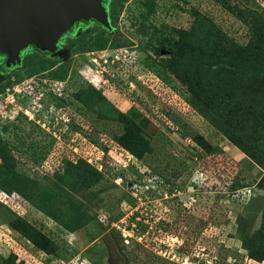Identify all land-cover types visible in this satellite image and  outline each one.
I'll list each match as a JSON object with an SVG mask.
<instances>
[{"label":"rangeland","instance_id":"rangeland-1","mask_svg":"<svg viewBox=\"0 0 264 264\" xmlns=\"http://www.w3.org/2000/svg\"><path fill=\"white\" fill-rule=\"evenodd\" d=\"M226 1L264 20V0ZM113 6L117 21L110 20L111 30L93 22L77 31L89 50L81 42L71 47L74 39H69L66 64L72 77L47 79L42 101L16 102L18 107L0 117L7 145L16 148L0 150V185L15 187L35 205L66 213L65 218L78 210L77 225L69 222L77 229L73 232L0 193V264L14 253L13 264H112L103 239L109 232L127 264H193L199 258L205 264H264L251 259L242 245V236L252 237L261 226L264 190L257 184L264 170L216 130L192 104L187 87L159 66L172 53L163 49L153 63L143 48L151 44L144 29L157 41L174 29L189 30L192 9L239 45L249 41L248 26L216 0H111ZM118 43L123 48L112 49ZM88 85L103 93L105 113L121 112L130 119L138 113L150 120V154L138 159L129 153L117 140L125 125L99 119L100 104L94 113L74 98ZM59 95L69 106H57ZM27 111L43 120H29ZM196 136H203L213 153L203 151ZM80 160L104 175L76 192L62 167ZM16 214L41 226L59 245L58 253L41 251L14 231L10 222Z\"/></svg>","mask_w":264,"mask_h":264},{"label":"trees","instance_id":"trees-1","mask_svg":"<svg viewBox=\"0 0 264 264\" xmlns=\"http://www.w3.org/2000/svg\"><path fill=\"white\" fill-rule=\"evenodd\" d=\"M216 1L227 7L248 26L250 37L247 45H239L233 39L223 35L211 19L192 9L194 23L189 30L174 29L172 34L162 36L157 41L155 35L149 34L148 29H144L147 31L144 35L151 38V44L143 48L153 57V63L161 58L163 49L172 53L168 59L161 58L159 66H163L170 75L187 87L192 104L198 107L201 115L209 118L216 130L245 154L253 164L264 170V20L247 8L243 9L236 5L230 7L226 0ZM110 3L111 1L104 2V5L109 11L110 20L114 22L117 21L115 16L117 7L109 8ZM92 22L101 26L96 21L84 23L89 25ZM70 33H77L76 25ZM72 39L74 40L69 42L71 47L81 42L84 51L90 49L89 43L84 39L81 40V37ZM123 46L124 44L119 43L111 45L114 50H119ZM100 48L102 47L99 46L98 49ZM70 72L71 68L64 64L60 71L54 72L49 77L53 80H65L69 78ZM73 96L86 110L92 112L100 104L99 119L116 120L125 125L127 130L117 140L129 153L138 159H143L153 151L150 136L147 133L150 125L148 118L138 113H135L132 119L121 112H118L116 117L105 113L104 106L101 104L106 99L103 93L93 85L78 89ZM66 101L64 98H58L57 106H69ZM138 118L140 120H136ZM194 141L207 154L213 153L214 147L203 136L194 137ZM2 147H6L9 153L16 149L14 146L0 142L1 151ZM86 162L80 160L77 165L67 163L62 167L64 173L71 178L70 188L76 192L87 190L93 183L103 179L104 174ZM32 170L37 171V167L32 166ZM257 187L264 190V175ZM113 188L114 185L111 186V189ZM0 192L29 204L45 217L52 218L59 225L68 227L69 231L77 230L74 226H70L69 222L75 224L78 221L77 217L75 218L78 210L75 211L73 218L67 217L68 221H66V213L63 212L60 215V211H55L50 206L35 205L13 186L0 185ZM76 205L82 206L79 202ZM262 210V222L258 231L252 237L242 236L243 248L247 250L251 259L260 263L264 262V206ZM86 222L95 223L90 218ZM10 226L41 251L50 255L58 253L59 245L55 240L47 235L41 226L32 223L28 218L16 214ZM14 254L11 259L12 264L18 256ZM11 261L7 258L1 264H11ZM20 262L19 264H22V261Z\"/></svg>","mask_w":264,"mask_h":264},{"label":"water","instance_id":"water-1","mask_svg":"<svg viewBox=\"0 0 264 264\" xmlns=\"http://www.w3.org/2000/svg\"><path fill=\"white\" fill-rule=\"evenodd\" d=\"M111 0H0V54L12 60L33 46L54 54L59 41L77 23L96 21L111 30L109 11L104 2ZM112 264H127L109 232L103 237Z\"/></svg>","mask_w":264,"mask_h":264},{"label":"flooded vegetation","instance_id":"flooded-vegetation-1","mask_svg":"<svg viewBox=\"0 0 264 264\" xmlns=\"http://www.w3.org/2000/svg\"><path fill=\"white\" fill-rule=\"evenodd\" d=\"M80 26L87 27L88 25L84 22L77 23L76 24L77 31L81 29ZM78 37H80V35H78L77 33L75 34H71L70 32L67 33L59 41L58 50L54 54L40 51L39 49L33 46H30L25 50L21 51L19 54V58L18 59L14 58V60H12L8 55L0 54V103L3 104L0 108V117H3V114L12 112L13 109L17 107L15 102H10V99L13 95H16L18 91H21L23 94L21 97L22 99L20 98L21 99L20 101L22 102L23 100L24 105H26L25 103H31L30 99L33 98L38 99L39 102L43 100L42 90L44 91L47 79H51L49 76L54 72L60 71L63 65L66 64V62H68L70 59L67 50L68 49L67 43L69 42V39L78 38ZM70 73H72V69ZM70 77L72 76L70 75L69 78ZM31 82L33 85L31 84ZM55 82H60V81L55 80ZM87 87L88 86H83L80 88H87ZM59 98L66 99L65 97L62 96ZM7 116L11 117V115H7ZM4 136L5 135L3 134V132L0 131V142L8 144L9 143L8 139L10 138L8 137V139H5ZM118 247L121 251V254H123L122 253L123 249H121L120 246ZM205 263L206 262L202 261L200 258L194 259L193 261V264H205Z\"/></svg>","mask_w":264,"mask_h":264},{"label":"built area","instance_id":"built-area-1","mask_svg":"<svg viewBox=\"0 0 264 264\" xmlns=\"http://www.w3.org/2000/svg\"><path fill=\"white\" fill-rule=\"evenodd\" d=\"M19 92V93H18ZM17 93H16V95H13L12 97H11V99H10V102H18L19 104H22V102L20 101L22 98V92L21 91H18ZM18 96V97H17ZM21 98V99H20ZM35 103L37 104V102L35 101ZM17 105V104H16ZM23 105V104H22ZM18 107V106H17ZM29 107V106H28ZM27 107V108H28ZM30 108V107H29ZM39 110H36L35 112L37 113ZM26 114L29 116V120H31V121H35L36 123L38 122L37 120H36V118H40V120H43V118L42 117H31L30 115H29V113H28V111L26 112ZM36 116H38L37 114H36ZM1 194H3V196H6V198L7 199H13L15 202H16V199L14 198V197H10L8 194H6V193H4V192H0ZM5 205H7V203H5Z\"/></svg>","mask_w":264,"mask_h":264},{"label":"clouds","instance_id":"clouds-1","mask_svg":"<svg viewBox=\"0 0 264 264\" xmlns=\"http://www.w3.org/2000/svg\"><path fill=\"white\" fill-rule=\"evenodd\" d=\"M59 97H61V96L59 95Z\"/></svg>","mask_w":264,"mask_h":264}]
</instances>
